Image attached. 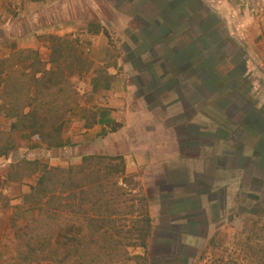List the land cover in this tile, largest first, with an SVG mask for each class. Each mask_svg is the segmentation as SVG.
Here are the masks:
<instances>
[{"label":"crops","instance_id":"obj_1","mask_svg":"<svg viewBox=\"0 0 264 264\" xmlns=\"http://www.w3.org/2000/svg\"><path fill=\"white\" fill-rule=\"evenodd\" d=\"M87 3L88 0H0V57L11 56L21 50L40 55L45 35L46 38L72 39L81 31L88 38H100L103 26L112 22L101 15L103 0H95L93 7ZM112 6L121 15V26L126 24L121 32L127 35V39L134 42L139 29L145 32L144 43L149 42L147 54L160 55L159 67L165 77L170 71L166 65L170 56L193 60L194 56L207 55L216 43L220 45L218 37L221 36V40L225 41L221 46L229 45L244 63L238 71L245 72L242 81H250L251 90L245 96H239V100H245L252 107L250 112L240 116L239 123L234 122V113L226 112L223 117L208 111L205 114L199 108L193 109L190 116H185L184 99L176 88H171L176 95L174 100L171 103L163 101L159 106L161 109L158 106L149 107L147 101L143 106L142 98L134 94V86L129 80L115 79L103 90L100 98L104 103L98 105L102 108H96L105 111V120L97 115L95 124L89 128L84 126L78 134L81 138L95 137L101 130L107 129L109 119L120 124L119 128L103 136L102 142L106 143L103 144L102 154L121 156L125 174L136 176L146 195H152L147 200L151 223L160 222L162 216H178V227L174 218L169 222L172 229L177 227L174 230L184 233L187 229L183 227L185 225H192L194 231L203 227L204 235H195L192 239L206 240L212 234L210 238L214 239L221 228L214 223L221 214L229 217L223 219V223L228 231L232 230L233 218L230 216L235 187L241 186L239 194L243 196L246 191L242 192V188L247 190L251 183L264 184V0H116V5L112 3ZM139 17L144 19L143 22ZM201 40L207 41L201 44ZM212 54L216 55L215 52ZM225 61L215 63L207 58L198 60L197 64L204 62L209 80L227 81L228 69L225 73L215 70L216 65ZM177 64L174 63L175 67ZM184 81L190 84L188 78L174 80L176 86L184 85ZM168 82L165 78L159 87ZM196 82L193 80L190 86L197 87ZM89 85L91 92L101 89L97 78L92 79ZM229 85L236 86L232 82ZM218 100L231 104L225 96ZM132 104L139 108H133ZM191 104L197 105L196 101ZM165 107L164 112L162 108ZM169 108L174 110V115L166 119H177L178 125L187 121V126L191 125V135H197L196 138L207 136L210 143L204 144L192 137L188 142H191L189 145L195 154L184 155L180 138L183 133L178 132L177 127L166 125L167 128H163L157 121L154 127L147 129L157 116V119L163 116L161 119L166 121ZM154 114L157 116L154 117ZM197 120L207 125H200ZM214 146L215 151L220 150L215 155ZM208 151H213V156L203 157V153ZM71 155L67 157L69 161ZM80 159L73 162L77 163ZM140 171L143 172L142 180ZM218 172L220 180L216 177ZM219 191L221 196L217 194ZM217 198L221 204L217 203ZM242 214L233 216L240 217Z\"/></svg>","mask_w":264,"mask_h":264},{"label":"rangeland","instance_id":"obj_2","mask_svg":"<svg viewBox=\"0 0 264 264\" xmlns=\"http://www.w3.org/2000/svg\"><path fill=\"white\" fill-rule=\"evenodd\" d=\"M94 1L95 0H88L87 4L93 7ZM98 2L100 3V1ZM112 3L116 5V0H103L101 15L106 21L112 23L103 26V33L100 38H88L83 35L81 31L79 32V36L72 38L77 41L79 52L86 59L87 64H85L86 66L84 65L83 71L71 78L74 99L69 107L67 122L63 126V146L47 148L42 142L35 138L19 140L13 149L8 151L5 156L0 157V240L5 236L11 238L15 234L19 235V240L15 241L18 247L16 248V245L14 247L12 246V251L0 249V259H6L7 256L18 258L19 251L23 250V247L25 250L28 246L39 250L37 253L33 254V257L44 258L42 255L46 256L45 253H41L42 251L40 248L47 249L48 245H50L49 242L53 240L50 239L48 242L53 228L50 212H44L42 215H38L39 212L37 210H33L32 213L23 212L22 208L27 205L28 207L38 205L35 201H30L33 199L28 200L29 204H27L25 197H29L30 187L35 184L38 178L39 164H46L50 167L67 168L69 166L79 165L82 157L85 155H104L102 154V150L104 149L103 144L106 142L103 143L102 138L106 132L111 131L112 126L116 124L114 120H107L109 121V124L106 122L107 129L101 130L100 134H97L95 137L81 138L78 134L87 123L92 121L93 114L96 117L97 115L102 116V114L105 113V111L97 110L96 108H102L98 105L99 103H104L100 98L103 94V90L115 79H122L126 82L129 80L134 86V94L143 99H141L143 106L145 105V101L148 102L149 107L155 108L164 103L163 101L171 103L176 96L175 92L171 91V88H176L178 91H181L180 95H182L184 99L185 116H190L193 109L199 108L202 112L204 111L205 114L208 111L213 115H222L223 117L226 112L234 113V122L239 123L241 119L240 116H244L248 111L250 112L252 106L246 103L245 100H239L241 99L239 96H245L248 94V91L251 90L250 81H242V78L240 79L235 72V70H241L244 63L241 57H239L235 53V50L230 48L229 45L225 47L221 46L222 43L225 42L221 40L222 36L218 37L219 39L217 38L218 42L220 41V45L217 43L215 46L213 45L214 47L210 48L207 55H203L204 57L194 56L192 60L188 57L179 58L178 56L177 59V57H171L168 54V56H170V61H168L166 65L169 67L168 69L170 71L165 77L159 67L162 60L160 55L147 54L149 42L147 44L144 43L143 37L145 36V32L143 33V30L139 29L140 33H136L135 38L133 37L134 42L127 39V35L124 36L121 32L122 27L126 24L124 23L123 26H121L119 20L121 15H119L120 13L117 9L113 10ZM139 20L143 22L144 19L139 17ZM132 26H130V28H132ZM127 28L129 27L127 26ZM214 35L216 36V34ZM46 37L45 35L43 39L44 49L40 51L39 55L44 61L49 60L52 45L51 39ZM206 41L207 40H201L200 43L205 44ZM146 47L148 48L146 49ZM214 52L216 55L212 54ZM157 53H160L159 50H157ZM207 58H211V61L215 63L226 60L224 63L222 62L216 65V68H214L216 71L219 72V70H222L224 73L228 69L226 71V77L228 74L227 81L209 80L210 76L208 75V69L204 67V62L200 65L197 64L198 60ZM30 63H32V54L30 50H21L8 57H0V70L3 71L0 76V143H3L7 138L11 122L5 116V111L1 109V106L4 104L8 105L7 103L12 100L13 94H10L8 91L13 85L19 87L20 95H18V97L20 101H24L28 97L26 94L28 93L26 92L28 81H21L20 84L18 82V71L29 73L31 70L30 68L27 69V67L30 66ZM174 63H178V66L176 65L175 67ZM16 64L19 65L16 66ZM211 73H213V71ZM244 73L243 71L242 76ZM6 74H11L12 77L5 79ZM94 78L99 79V86L101 89L98 92L94 90L91 92L88 90L89 84H92V79ZM165 78H167L169 82L159 87L160 82L164 81ZM186 78L189 80V85L184 81L182 83L184 85L176 86L174 80H185ZM193 80L197 81V87L190 86ZM231 82L236 86L231 87L229 85ZM48 93V98H53L52 92L48 91ZM223 96L228 97L231 104L223 102L226 100L219 102L218 99ZM29 97H33L32 92L29 94ZM192 101H196L197 105L192 106ZM249 101L252 102V99L250 98ZM132 107L139 108L138 105L133 106V104ZM166 108L167 107L162 108V111L165 112L164 109ZM104 109L105 108H103V110ZM169 109L170 110L166 112V121L161 119L163 116L157 119L158 116L154 114V117H157L151 121L152 123L147 129L154 127L157 121L162 124L163 128H167V126L177 127V131L183 133L180 138L183 143L184 155L195 154L194 151H191L192 147L189 145L191 142H188L192 137L201 140L204 144L210 143L207 136L196 138L195 136L197 135H191V125L187 126V121L178 125L177 122L179 121L177 119H166L174 115V110L172 108ZM159 114L160 113H158V115ZM101 118L105 120L103 116ZM200 122L198 121L200 125H207L205 122ZM215 149L216 146L212 148L214 155L216 153L218 154L220 151H215ZM213 151L205 152L202 156L212 157ZM179 153L180 155L182 154L181 152ZM70 154H72L71 161L67 159ZM75 159H80V161L74 163L73 160ZM199 170L202 171L200 168ZM203 171H205V169ZM142 173L143 172L140 171L141 180L143 178ZM222 175L226 177L229 176V174ZM127 176L132 179V184H136V190L133 192V195H137L138 198H144L146 201L152 198V195H146L143 186L139 185V182L136 180V176ZM219 176L220 172L217 173L216 177L219 180L222 179L219 178ZM259 176H261V174ZM260 178L263 179L262 177H259V179ZM178 180L181 182L180 178H178ZM240 187L239 185L235 187V195L231 206L232 216H230V218H233L232 230L228 231L223 223V219L226 220L229 217H224L223 214H221L222 216H219V220L214 223L217 227L219 225L221 227L215 234L216 238L214 239L210 238L213 234L211 236L208 235L206 240L201 239L195 241L192 239L195 235H204V233H202L203 227L200 231H194L192 225H185L183 227L187 229L184 230V233L183 231H180L181 233L177 232L174 229L178 227V216H162L160 222L157 221L158 223L155 222L153 224L149 217L151 232L146 241V249L132 246H126L125 248L129 255H144L143 260L128 261L122 258V255L113 256L114 253L109 251V249H107V251L103 250L105 247L101 246L99 242L96 247L97 249L99 248L103 254L97 255L93 253L92 259L95 261V264H141L142 262L145 264H264V184L262 185L259 182L251 183L248 187L246 186L247 190L242 188V192L246 191L243 196L239 194ZM217 194L218 196L222 195L220 191ZM65 203L68 202L65 201ZM217 203L221 204L219 198H217ZM147 206L148 204L145 203L144 207L135 197L134 207L131 209L143 210L145 208L147 210ZM63 210L66 213L71 212V209L68 207ZM121 211L127 212L130 211V208H124V206H122ZM241 212L243 214L240 217L233 216L234 214L239 215ZM28 214H30L29 217ZM172 218H174L177 224V227H173V229L169 226V222ZM174 220L172 219V221ZM125 224L128 227L131 226V224L127 222H125ZM155 224H157V226ZM100 226L109 228L108 225L102 223ZM111 232L113 233L112 229ZM115 238L122 241L125 245L127 241H129V239L119 237L116 233ZM27 244L29 245L25 246ZM86 246L90 245L86 244ZM87 251L91 252L92 250H86L84 252ZM37 254L39 255L37 256ZM84 257L89 264L90 257ZM112 257L114 258L113 260Z\"/></svg>","mask_w":264,"mask_h":264},{"label":"trees","instance_id":"obj_3","mask_svg":"<svg viewBox=\"0 0 264 264\" xmlns=\"http://www.w3.org/2000/svg\"><path fill=\"white\" fill-rule=\"evenodd\" d=\"M50 39L52 45L49 60L44 61L38 53L31 51L32 63L27 67L31 71H18V82L21 84V81H28V97L20 101L19 87L13 85L8 91L13 94L12 100L8 105L1 106L11 122L7 138L0 143V157L13 149L19 140L35 138L47 148H57L64 144L63 126L74 99L71 78L83 71L87 61L79 52L77 41L57 36H50ZM2 72L0 70V76ZM236 74L242 78V71L237 70ZM11 77V74H6L5 79ZM48 91L52 92L53 98H48ZM31 92L33 97H29ZM92 116V121L85 125L87 128L97 121L95 115ZM119 127L120 124L116 123L111 131ZM39 166L38 178L30 187L29 197H25L27 204L28 200L33 199L30 201L38 205H27L22 210L27 213L37 210L38 215L50 212L53 228L48 242L53 240L49 242L48 250L40 248L41 253L46 255H42L44 258L33 257L39 250L27 244L25 250L23 247L19 251L18 258H1L0 264H88L84 256L90 257L89 264H95L92 254H103L96 247L98 242L105 247L103 250L113 252V256L122 255L128 261L144 259V255H129L125 249L126 246L146 249L151 225L148 210L131 209L135 197L144 207L147 201L133 195L136 184H132V179L125 174V163L121 156L85 155L79 165L67 168L46 164ZM122 206L130 208V211H121ZM66 207L71 209L70 213L63 210ZM125 222L131 226L128 227ZM101 223L109 228L101 227ZM115 233L129 239L126 245L115 238ZM16 240H19L16 234L11 238L3 237L0 249L12 251V246L18 247ZM86 250L92 251L84 252Z\"/></svg>","mask_w":264,"mask_h":264}]
</instances>
